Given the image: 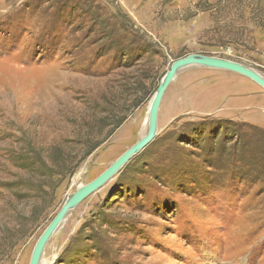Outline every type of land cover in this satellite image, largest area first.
<instances>
[{"label": "rangeland", "instance_id": "1", "mask_svg": "<svg viewBox=\"0 0 264 264\" xmlns=\"http://www.w3.org/2000/svg\"><path fill=\"white\" fill-rule=\"evenodd\" d=\"M190 55L264 77V0H0V264L30 263L67 198L142 138L171 63ZM42 257L264 264V89L225 70L178 72L155 138Z\"/></svg>", "mask_w": 264, "mask_h": 264}, {"label": "water", "instance_id": "2", "mask_svg": "<svg viewBox=\"0 0 264 264\" xmlns=\"http://www.w3.org/2000/svg\"><path fill=\"white\" fill-rule=\"evenodd\" d=\"M188 67H202L225 70L245 77L264 89V80L254 71L238 63L231 61L211 58L199 55H190L171 63L170 69L166 72L162 82L159 84L148 108V127L143 138L138 140L132 147L127 149L119 158H117L105 171L86 185L80 186L72 195H70L61 209L52 219L50 224L43 231L37 240L30 258L29 264H38L44 247L50 237L62 225L67 215L78 206L88 196L102 188L133 156L149 145L156 135L157 116L163 95L175 79L178 72Z\"/></svg>", "mask_w": 264, "mask_h": 264}, {"label": "bare ground", "instance_id": "3", "mask_svg": "<svg viewBox=\"0 0 264 264\" xmlns=\"http://www.w3.org/2000/svg\"><path fill=\"white\" fill-rule=\"evenodd\" d=\"M256 73V72H255ZM256 74H258V73H256ZM259 75V74H258ZM263 80H264V77L262 76V75H259ZM6 80V79H5ZM147 127H148V115H147V121L145 122V125H144V130H145V132L143 133V135H142V138L144 137V135L146 134V132H147ZM83 170H81V172H79V173H77V175L74 177V179H76L77 177H79V176H81V175H83ZM83 186V185H82ZM69 215V214H68ZM68 215H67V217H68ZM42 256V255H41ZM41 258V257H40ZM38 264H48L47 263V260L45 259V258H41L40 259V261H39V263Z\"/></svg>", "mask_w": 264, "mask_h": 264}]
</instances>
